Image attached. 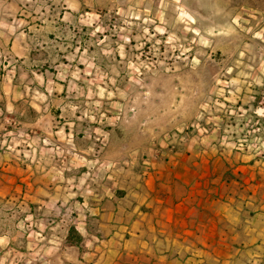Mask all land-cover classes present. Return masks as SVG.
I'll return each mask as SVG.
<instances>
[{"label": "rangeland", "instance_id": "374dc122", "mask_svg": "<svg viewBox=\"0 0 264 264\" xmlns=\"http://www.w3.org/2000/svg\"><path fill=\"white\" fill-rule=\"evenodd\" d=\"M177 159L264 168V0H0V264H104Z\"/></svg>", "mask_w": 264, "mask_h": 264}, {"label": "crops", "instance_id": "0c3cea01", "mask_svg": "<svg viewBox=\"0 0 264 264\" xmlns=\"http://www.w3.org/2000/svg\"><path fill=\"white\" fill-rule=\"evenodd\" d=\"M228 171L206 178L184 159L154 171L104 210L103 263L264 264V168Z\"/></svg>", "mask_w": 264, "mask_h": 264}, {"label": "trees", "instance_id": "16d2710c", "mask_svg": "<svg viewBox=\"0 0 264 264\" xmlns=\"http://www.w3.org/2000/svg\"><path fill=\"white\" fill-rule=\"evenodd\" d=\"M75 232H76L75 228L72 227V228H71V233H75Z\"/></svg>", "mask_w": 264, "mask_h": 264}]
</instances>
